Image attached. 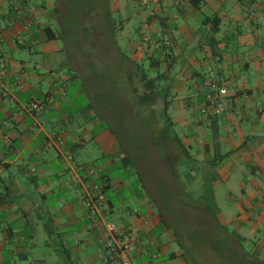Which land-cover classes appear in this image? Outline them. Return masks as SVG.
Segmentation results:
<instances>
[{
    "label": "crops",
    "instance_id": "obj_1",
    "mask_svg": "<svg viewBox=\"0 0 264 264\" xmlns=\"http://www.w3.org/2000/svg\"><path fill=\"white\" fill-rule=\"evenodd\" d=\"M73 1L0 0V264H109L103 220L83 202L89 180L105 188L106 219L140 238L133 264H262L264 22L249 9L263 12L264 0H87L83 19ZM110 9L122 18V48L106 31ZM215 16L221 24L210 39L204 21ZM54 21L61 35L48 40ZM145 37L173 45L165 54ZM23 48L40 57L18 61L13 54ZM108 61L121 64L115 100L80 108L83 117L66 112L67 88L81 82L94 97L83 70L95 75ZM140 64L161 76L149 104L135 83ZM210 70L239 89L216 116L202 111ZM45 99L36 114L31 106ZM166 100L173 125L163 139ZM106 167L132 180L130 203L121 196L127 185ZM195 235L202 248L191 243ZM183 239L191 245L178 251Z\"/></svg>",
    "mask_w": 264,
    "mask_h": 264
},
{
    "label": "built area",
    "instance_id": "obj_2",
    "mask_svg": "<svg viewBox=\"0 0 264 264\" xmlns=\"http://www.w3.org/2000/svg\"><path fill=\"white\" fill-rule=\"evenodd\" d=\"M143 5H148L147 1H143ZM151 15H155L154 11L151 12ZM249 15L257 22H264V10L258 12L255 6H251ZM144 42L150 43L155 48H162L165 54L173 45L171 40L158 41L150 37H145ZM203 87L206 91L202 111L211 116L225 113L232 98L239 92L238 86L234 82L215 71H210L205 77ZM47 101L50 100L47 99ZM45 105V102L34 103L31 109L36 114H41ZM57 142L58 145L64 143L61 139H58ZM49 145H52V142ZM83 169L91 170L88 166H84ZM83 202L89 209L91 217L103 220L100 239L104 248L109 252V264H133L131 254L137 250V245L141 243V240L138 236L134 237L131 230L126 227L106 219L111 212V207L105 197L104 187L89 180L84 184Z\"/></svg>",
    "mask_w": 264,
    "mask_h": 264
},
{
    "label": "rangeland",
    "instance_id": "obj_3",
    "mask_svg": "<svg viewBox=\"0 0 264 264\" xmlns=\"http://www.w3.org/2000/svg\"><path fill=\"white\" fill-rule=\"evenodd\" d=\"M88 3H89V5L91 4V2H87V0H74L73 1L74 6L76 7V9L78 8V10H79V14L82 15V19L84 17V14H86L85 11H87ZM107 13H109V16H112V19H111V21L109 23V27H108V29H106V31L111 32L112 37H114V39L117 42V45H119V47L122 48L125 44H127V40L124 38L125 35L122 32V30L120 29L122 18H120V16H118L115 12L113 15V12L111 11V9ZM106 19H108V17H106V16L104 18H100L98 25L102 26L103 23L101 21L103 20V22H105ZM77 21H79V20H77ZM53 23H54V27H53L54 33L57 34V36H60L61 33L59 30L60 29L59 25L57 24L56 21H54ZM86 24H87V22H86ZM125 27H126V32L129 36L130 35V28H133L132 24H126ZM86 32H88V29L86 30ZM107 34H109V32ZM174 34L178 38V34H176V32H174ZM162 39L168 40L169 38H162ZM92 44H95V43H92ZM61 45H62V43H61ZM123 52L126 53V50L123 49ZM33 53H35V52H33ZM124 53H123V55L127 54V53L126 54H124ZM13 56L18 61L26 60L29 57H34V58L40 57V56H37L36 53L33 54V56H31L28 48H25V49L23 48L20 51H16L13 54ZM56 56H57L56 59L58 60V58L62 57V54H56ZM117 56H119V55H117ZM47 58H48V56L44 55L43 59H47ZM120 65H121L120 62L114 63L112 61H110V62L108 61V63L106 62V64L101 65V68L103 70L99 69L98 73H96L95 75H92V76L89 73V69L83 70L85 74L88 73L86 75V78L88 80V84H91V87L93 86L94 97L91 98L88 95L87 91H85L83 89V85L81 82L75 83L74 86L68 87L67 91H66V99L68 101L70 99H72V108H69V110H66V112L77 113V115L79 113V117H83L82 113L79 112L80 108L87 106V105H90V104H92V105H106V104H110L111 100H115V93L114 92L117 89L124 87L123 76L119 70ZM140 68L141 69H144V68L147 69L148 68L147 71L149 72L151 77L156 75V71L151 70L148 65L142 66V64H140ZM135 83H136V87L139 90H143V83L140 80L139 81L137 80ZM68 90H70V91H68ZM74 90H77L75 93H78L75 98H73V95L75 94ZM40 96L42 97V95H38V97H40ZM166 99L171 100L172 96H167ZM134 103L138 104L136 101H134ZM63 104L65 105V103H63ZM137 109H138V107H137ZM118 113L119 112H117L115 110L114 116H119ZM81 121H84V120H81ZM163 122H166L165 117H163ZM144 129H145L146 135H153L155 132V129L151 126L146 127ZM142 132H144V131H142ZM163 137H164L163 139H165L166 135L164 134ZM142 139L143 138H138V140L137 139L135 140V143H137V146H140L138 144L142 143ZM91 146L95 148L94 144H92ZM141 146H142V144H141ZM142 148L146 149V144H143ZM96 149H97V151H99L98 148H96ZM91 151L95 152L96 154L98 153L94 149H92ZM102 162L104 165L107 164L106 159ZM177 164H178L176 167L177 173L178 174L179 173L184 174L185 165L182 164L181 162H178ZM106 171L110 174V176L112 177L113 180L123 181L127 185L126 193L125 194L121 193V196L123 197V199H125L127 201V203H130V200H128V199H129V195L131 194V185L130 184L132 183V180L128 179V176H126L124 174V170L118 169L117 167H112V168L106 167ZM183 179H184V176H183ZM198 200H200L199 197H198ZM231 230H233V228L232 229L230 228V231ZM191 243L199 246L200 248H202L204 245V244H202L203 242H199L197 235L194 236V241ZM226 243L228 244L227 241H226ZM190 245H191L190 242H187L184 239L179 240V244L175 243V247L178 251L187 250V249H189ZM51 255H53L52 252H51Z\"/></svg>",
    "mask_w": 264,
    "mask_h": 264
},
{
    "label": "trees",
    "instance_id": "obj_4",
    "mask_svg": "<svg viewBox=\"0 0 264 264\" xmlns=\"http://www.w3.org/2000/svg\"><path fill=\"white\" fill-rule=\"evenodd\" d=\"M143 1H147L148 5H143ZM141 4L143 6H149V0H142L141 1ZM152 12V11H151ZM155 15H151V17H156V12L154 11ZM110 19V18H109ZM254 20V19H253ZM255 21V20H254ZM85 22H83L84 24ZM205 24H211L212 25V28H211V31H210V34L208 35V38L210 39H213L214 36L216 35V33H218L219 31V27H220V24H221V19L218 17V16H215L213 18H208L204 21ZM67 24H68V21H67ZM45 33L47 35V39L48 40H54V39H57V34L54 33L53 29L51 27H46L45 28ZM158 41H164V40H158ZM167 54V53H166ZM153 64V63H151ZM139 76L141 78V82L143 83V87H144V92L143 94L140 96V101L141 103L143 104H149L150 101H152V99L154 98V95H155V91H156V88L158 86V83L159 81L161 80V76L158 75L156 77H150L149 75V72L147 71V69H141L139 68ZM210 71H215L217 72L216 70H210ZM209 71V72H210ZM208 72V74H209ZM219 75L221 76H224L222 74H220L219 72H217ZM207 74V75H208ZM207 77V76H206ZM226 77V76H225ZM203 85V84H202ZM39 102V101H38ZM36 102V103H38ZM41 102H47V99L41 101ZM168 107H169V101L166 100L165 101V106L163 108V111H162V116L165 117L166 119V127L163 129V136L164 134L167 135L168 132H170L171 128H172V120H171V117L168 113ZM164 138V137H163ZM164 141V140H163ZM104 187V186H103ZM105 189V188H104ZM105 193V191H104ZM110 205V204H109ZM264 264V262L262 263Z\"/></svg>",
    "mask_w": 264,
    "mask_h": 264
}]
</instances>
